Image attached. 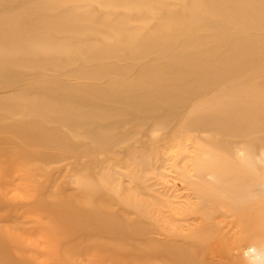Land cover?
I'll return each mask as SVG.
<instances>
[{"label": "bare ground", "instance_id": "bare-ground-1", "mask_svg": "<svg viewBox=\"0 0 264 264\" xmlns=\"http://www.w3.org/2000/svg\"><path fill=\"white\" fill-rule=\"evenodd\" d=\"M259 63L264 0H0V264H264Z\"/></svg>", "mask_w": 264, "mask_h": 264}, {"label": "rangeland", "instance_id": "rangeland-1", "mask_svg": "<svg viewBox=\"0 0 264 264\" xmlns=\"http://www.w3.org/2000/svg\"><path fill=\"white\" fill-rule=\"evenodd\" d=\"M256 63H258V62H255V64ZM263 69H264V65L262 64V63H259L258 65H257V67H255V79L257 80V81H264V76H262L260 73L261 72H264L263 71ZM38 77H35L34 79H32L30 82V84H32V82H35V80L37 79ZM17 80V79H16ZM12 83H14V81H10V80H7L6 81V83H4V85L3 86H6V85H8V84H12ZM7 87V86H6ZM240 91H243V92H250L251 91V89H249V88H245V89H242V90H240ZM255 101H264V89H261V90H257V89H255ZM256 110V109H255ZM255 113H256V111H255ZM260 115H262V113H260V112H258ZM257 115V114H256ZM259 116V115H258ZM257 116V117H258ZM263 116V115H262ZM259 121V119L258 118H256L255 119V122H258ZM8 148V147H7ZM10 148V147H9ZM111 148H112V151H114V152H118L120 149H121V145L120 144H115V143H113L112 145H111ZM39 149H42V148H39ZM43 152H45V151H43ZM45 153H50V154H52V155H56V156H58L60 159H62V160H66V157L67 158H71V157H73V154H71V153H63V151H52V150H46V152ZM157 153H158V151H157ZM96 155H101V154H96ZM76 156H78V155H76ZM80 159H85V158H87V157H85V156H83V157H79ZM100 158V157H99ZM93 161H95L94 160V158H93ZM28 162H30V164H31V161H29V160H27V163ZM49 166V170H54V169H57L56 171H57V173L56 172H53L52 173V178L53 179H55L54 177L56 176L57 178H59V180H61V182H62V184H63V181H62V179L65 181V183H67V184H69L70 185V188H76V185L73 183V182H76V179H75V177H72L71 178V176H69V178L68 177H64L65 176V169L68 167L67 166V163L66 162H61L60 164H50V165H48ZM12 169V168H11ZM5 170V168L3 167V169L0 171V172H2V171H4ZM7 170V169H6ZM59 170H61V171H59ZM11 172V171H10ZM118 172H119V170H118ZM12 173V172H11ZM10 175V174H9ZM1 177H2V173H1V175H0ZM101 177H105L106 178V182H105V187H107V185H108V183H109V181L111 180V179H114V178H116L117 177V179H119V178H121L120 177V175L119 174H114L113 173V171H112V169H108V170H106V171H103L102 173H101V175H100V177H99V181H100V179H101ZM3 178V177H2ZM2 178H0V180L2 179ZM4 179H6V178H4ZM4 179H2L3 180V183H9V178H8V180L7 181H4ZM170 179L171 178H167V182H168V184L169 185H172V183H171V181H170ZM15 180V178L13 179V181ZM58 180V181H59ZM170 181V182H169ZM14 184H19V182L18 181H14L13 182ZM99 182H93V186L94 185H97ZM123 183H125V184H127V182L126 181H124ZM6 184V185H7ZM9 188L11 189V186H9ZM8 188V189H9ZM175 188L177 189V191H182V189H181V186L179 185V183H175ZM12 190V189H11ZM11 190H7V195L10 193V194H12V193H14L13 191H11ZM56 192V191H55ZM175 195H179V192L178 193H174ZM14 197H18V195H14ZM13 197V199H15ZM10 203V201L9 200H6V198H3V197H1L0 196V204L2 205V206H0V217H4V216H7V215H14V214H24V216L25 217H27V218H25V219H23V218H21L20 220V224H18L17 226L16 225H14L13 223H11V221H9L11 218H8V219H5V221H3L2 223H0V227L2 228V230L3 231H6V232H2V234L3 235H1L0 237L3 239V240H5V239H8L10 236H14L17 232H18V229H20V226H21V224H22V221H23V224H25V223H27V221H29L30 219H32L30 216H27L25 213H24V209H22V207L19 205V206H16V205H12V204H9ZM12 203H14V202H12ZM3 207H4V209H3ZM23 219V220H22ZM32 221V220H31ZM30 221V222H31ZM29 222V223H30ZM27 226V225H26ZM6 235H5V234ZM29 243H30V241H29ZM27 244L26 245V247H28V245L30 246V244Z\"/></svg>", "mask_w": 264, "mask_h": 264}]
</instances>
